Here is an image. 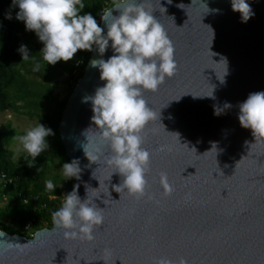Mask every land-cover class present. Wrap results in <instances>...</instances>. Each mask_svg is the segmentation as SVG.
Returning a JSON list of instances; mask_svg holds the SVG:
<instances>
[{"label": "water", "instance_id": "obj_1", "mask_svg": "<svg viewBox=\"0 0 264 264\" xmlns=\"http://www.w3.org/2000/svg\"><path fill=\"white\" fill-rule=\"evenodd\" d=\"M135 2L165 28L178 64L157 92L143 93L156 114L142 133L150 153L146 194L115 191L122 177L107 163L111 149L85 102L106 84L92 61L115 54L110 41L103 56L93 47L58 127L69 163L78 160L81 168L64 195L78 185L81 202L104 209L103 225L93 241L66 238L54 223L32 238L0 231V264H264V141L238 119L239 105L264 92V0H247L254 13L247 22L232 0ZM114 6L112 16H119ZM100 27L106 36L102 18Z\"/></svg>", "mask_w": 264, "mask_h": 264}, {"label": "clouds", "instance_id": "obj_2", "mask_svg": "<svg viewBox=\"0 0 264 264\" xmlns=\"http://www.w3.org/2000/svg\"><path fill=\"white\" fill-rule=\"evenodd\" d=\"M17 5L16 19L23 21L26 29L34 31L44 44L39 53L47 66L71 61L79 51H92L94 46L103 56L111 41L115 54L107 61H92V66L99 68L100 79L106 84L99 87L94 96L86 97L85 102L91 101L92 122L99 129L100 140L111 149L107 163L122 177L115 191L127 190L128 195L142 198L148 186L146 174L150 171V153L142 147V133L156 117L143 93L157 92L166 78L174 77L178 70L175 48L165 28L154 18L151 9L135 0H115L114 9L119 16H112L113 9L104 11L102 19L107 22L106 36L90 13L80 14L85 7L83 0H13V6ZM232 10L241 15L242 22L254 15L247 0H232ZM109 17H112L110 23ZM19 52L23 61L30 59L25 45H21ZM41 67V63L36 62L34 71H40ZM224 107L227 109L231 105L225 103ZM239 109L241 126L250 129L257 142L264 141V92L250 94ZM216 114L220 115L221 111L216 109ZM53 135L51 129L39 122L16 139L35 159L48 150V138ZM84 150L89 161L98 159L95 152L87 151L86 146ZM62 170L67 179L80 178L78 160L64 163ZM160 178L164 194L170 195L173 189L167 174L161 173ZM45 184L48 191L54 190L51 180ZM78 187L76 185L64 197L62 207L52 213V221L56 227L65 230L66 238L93 241L94 231L103 225L104 209L90 204L89 199L81 202ZM157 264L172 262L160 258ZM180 264H186V261L181 259Z\"/></svg>", "mask_w": 264, "mask_h": 264}, {"label": "trees", "instance_id": "obj_3", "mask_svg": "<svg viewBox=\"0 0 264 264\" xmlns=\"http://www.w3.org/2000/svg\"><path fill=\"white\" fill-rule=\"evenodd\" d=\"M83 2L85 7L80 14L90 13L99 26L101 14L115 5V0ZM18 12L19 7L13 6V0H0V114L23 115L51 129L54 135L48 138V150L35 159L26 151L15 158L9 146L24 133L9 126L5 132L0 131V177L5 176L14 184L10 187L11 202L3 206L0 198V231L31 238L24 231L25 223L33 221V232L52 228V213L62 207L64 192L75 180L52 174L51 169L55 162L60 167L69 163L58 127L92 51H79L71 61L47 66L39 53L44 44L34 31L26 29L23 21L16 19ZM21 45L28 49V61H23L19 52ZM36 62L42 65L40 71H34ZM63 92L66 94L62 97ZM47 180L53 182L54 190L46 189ZM13 187L16 190L13 191ZM23 200H27V204Z\"/></svg>", "mask_w": 264, "mask_h": 264}, {"label": "rangeland", "instance_id": "obj_4", "mask_svg": "<svg viewBox=\"0 0 264 264\" xmlns=\"http://www.w3.org/2000/svg\"><path fill=\"white\" fill-rule=\"evenodd\" d=\"M65 94L66 93L63 92L62 97L65 96ZM8 126L26 134L29 129L37 126V121H31L23 115H14L10 112L0 114V131L5 132ZM9 148L14 152L15 158H19L25 152L17 139L12 141ZM51 173L59 174L64 179H67L63 173L62 167H60L57 162L52 166Z\"/></svg>", "mask_w": 264, "mask_h": 264}, {"label": "built area", "instance_id": "obj_5", "mask_svg": "<svg viewBox=\"0 0 264 264\" xmlns=\"http://www.w3.org/2000/svg\"><path fill=\"white\" fill-rule=\"evenodd\" d=\"M103 14H101V16H103ZM11 186H14L13 180L8 179L5 176L0 177V198L2 200L1 205L3 206H6L9 201L11 202V198H10ZM14 190L16 189L13 187V191ZM22 202L24 204H27V200H23ZM24 231L28 233L31 236V238L34 237L35 233L37 232H33V221H28L25 223Z\"/></svg>", "mask_w": 264, "mask_h": 264}]
</instances>
